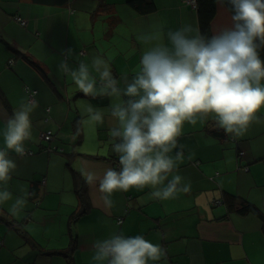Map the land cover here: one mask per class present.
I'll use <instances>...</instances> for the list:
<instances>
[{
    "label": "crops",
    "instance_id": "obj_1",
    "mask_svg": "<svg viewBox=\"0 0 264 264\" xmlns=\"http://www.w3.org/2000/svg\"><path fill=\"white\" fill-rule=\"evenodd\" d=\"M138 1L0 0V133L28 90L36 91L38 102L31 114L32 139L25 143L32 155L9 152L17 168L8 183L13 199L0 204V264H96L93 241L113 232L161 244L167 258L159 264H264V109L257 113L260 121L238 138L226 135L211 117L184 124L178 174L190 183L187 193L160 201L149 199L148 188L116 192L109 211L93 202L95 190L81 175L84 162L96 172L119 169L111 151L110 98L99 90L85 96L58 70L60 53L72 49V67L90 65L101 55L114 76L131 78L149 47L139 39L141 32L156 22L165 32L184 23L198 25L196 10L183 0ZM216 10L212 35L231 24L224 5L217 3ZM89 104L105 110L103 124H80ZM47 132L54 136L50 142L41 138ZM49 145L61 151H43ZM24 193L31 194L28 204L14 216L10 205ZM218 200L222 204L214 203ZM241 203L258 213L241 214L236 209Z\"/></svg>",
    "mask_w": 264,
    "mask_h": 264
},
{
    "label": "clouds",
    "instance_id": "obj_2",
    "mask_svg": "<svg viewBox=\"0 0 264 264\" xmlns=\"http://www.w3.org/2000/svg\"><path fill=\"white\" fill-rule=\"evenodd\" d=\"M217 3L223 7L224 0ZM227 3L231 24L219 27L211 37L190 23L165 32L156 22L141 32L139 39L149 47L131 78L114 76L101 55L93 56L90 65L81 62L72 67V49L61 51L58 70L85 96H95L99 90L110 98L107 112L114 121L109 130L111 151L118 155L119 169L108 166L96 172L88 162L81 168L85 184L95 190L90 195L96 206L109 211L114 207L113 194L130 189L148 188L149 199L160 201L187 193L190 183L178 174V162L183 159L178 139L185 123L195 125L211 117L226 135L238 138L260 121L257 113L264 109V60L260 56L264 50V0ZM34 95L30 93L20 103L0 133V204L13 199L8 183L17 165L9 152L25 156V143L32 139L31 114L38 107ZM85 112L81 125L104 123L105 110L89 104ZM79 132L77 128L76 134ZM29 195L14 199L9 209L12 215L24 211ZM91 250L96 264H159L167 258L161 244L118 232L93 241Z\"/></svg>",
    "mask_w": 264,
    "mask_h": 264
},
{
    "label": "trees",
    "instance_id": "obj_3",
    "mask_svg": "<svg viewBox=\"0 0 264 264\" xmlns=\"http://www.w3.org/2000/svg\"><path fill=\"white\" fill-rule=\"evenodd\" d=\"M46 1L51 2V4H56V3L63 4L67 0H46ZM144 1L145 0H140V1H138V3L144 2ZM195 1H196L195 10L197 13L198 27L200 29V32L205 37H211L212 36L211 24H212V21L214 20V18L216 17V14H217V10H216L217 0H195ZM146 5L148 7L152 8V4L150 2L146 3ZM223 5L225 6V8L228 10L229 14L231 15L232 14L231 13V6L227 3V0H224ZM260 56H261V59L264 60V50H261ZM31 63L33 64L34 67L39 69V67L35 63H33V62H31ZM34 91L35 90H31L30 92H34ZM35 94H36V91H35ZM28 95L29 94H27V98H28ZM50 136H51L50 140H48V141L44 140V141L50 142L54 138V136L51 133H50ZM43 151H45V152H53V151L59 152V151H61V149L58 150V147L49 145L47 147H44ZM26 153H27V155H32L31 151H27ZM80 199H81L82 205L84 206L87 203V198H86L84 192L80 195ZM230 200L233 202V199H230ZM236 206H238L236 209H238V211L241 212V214H245L248 212H252L255 214L258 213L248 203H241L239 205L236 204ZM257 215H260V214H257Z\"/></svg>",
    "mask_w": 264,
    "mask_h": 264
},
{
    "label": "built area",
    "instance_id": "obj_4",
    "mask_svg": "<svg viewBox=\"0 0 264 264\" xmlns=\"http://www.w3.org/2000/svg\"><path fill=\"white\" fill-rule=\"evenodd\" d=\"M183 3L188 5V6H190L193 9L196 8V1L195 0H183ZM18 20L21 21V19H18ZM20 23L23 24L24 22L21 21ZM81 54H83V52H81ZM30 93H34L35 94V91L34 92H30ZM30 93H29V95H30ZM29 95H28V97H29ZM32 99H33V97H32ZM41 138H42V140H46V141L50 140V138H51L50 132L43 133L41 135ZM244 155H245L244 151L240 150V151L237 152L238 165H242L241 164V160L244 157ZM263 161H264V159H263ZM240 167H242L244 170H247V166H240ZM214 203L215 204H222V200L215 201ZM118 223H121V219L118 221Z\"/></svg>",
    "mask_w": 264,
    "mask_h": 264
}]
</instances>
